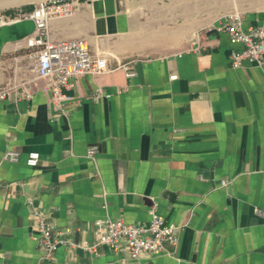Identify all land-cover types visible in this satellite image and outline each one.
<instances>
[{
    "label": "crops",
    "instance_id": "crops-1",
    "mask_svg": "<svg viewBox=\"0 0 264 264\" xmlns=\"http://www.w3.org/2000/svg\"><path fill=\"white\" fill-rule=\"evenodd\" d=\"M80 2L49 20L50 37H86L109 66L131 59L136 75L82 74L59 113L22 55L33 22L0 25V85L32 80L34 90L0 101V264H264V65L232 68L241 46L214 28L234 11L244 29L260 23L264 0H122L119 11L115 0ZM167 2L168 22L151 11ZM97 86L111 96L93 97ZM6 150L19 159L3 160ZM33 205L83 244L96 220L146 224L156 206L179 241L137 259L60 246L45 262Z\"/></svg>",
    "mask_w": 264,
    "mask_h": 264
},
{
    "label": "built area",
    "instance_id": "built-area-1",
    "mask_svg": "<svg viewBox=\"0 0 264 264\" xmlns=\"http://www.w3.org/2000/svg\"><path fill=\"white\" fill-rule=\"evenodd\" d=\"M80 5V0H39L31 9L0 16V25L13 24L25 19L33 22L32 32L25 36L27 51L22 55L34 71V79L42 80L41 89L49 94L54 110L59 113H67L65 103L68 96L65 90L73 86L74 81L82 74L121 69L126 78L136 75L131 59L118 60L114 66H109L105 54L93 52L86 37L68 39L50 37L49 20L72 15ZM214 28L225 32L231 43L241 46L230 51L232 68L241 67L245 61L260 67L264 65V20L244 29L241 13L234 11L223 15ZM16 58L17 56H14V59ZM31 82L32 80H24L0 85V101L10 97L17 100L31 99L34 94ZM92 95L95 98L110 97L111 93L97 86ZM96 151L94 147L89 148L87 156L93 159ZM19 157L20 153L16 150H6L2 155V159L8 161H17ZM39 158L38 152L30 151L25 162L29 166H36ZM227 183V180L221 181V185ZM27 202L32 205V197H28ZM255 212L262 214L258 208H255ZM148 213L150 218L146 224L129 223L121 218L98 219L94 222L96 238L90 244H83L68 234L55 231L47 213L33 205L31 216L37 230L40 259L51 262L54 252L60 246L80 248L91 253L96 252L98 245H105L112 250L123 248L129 259L166 253L168 244L175 246L179 241L178 228L166 222L157 212L156 206H152Z\"/></svg>",
    "mask_w": 264,
    "mask_h": 264
},
{
    "label": "rangeland",
    "instance_id": "rangeland-1",
    "mask_svg": "<svg viewBox=\"0 0 264 264\" xmlns=\"http://www.w3.org/2000/svg\"><path fill=\"white\" fill-rule=\"evenodd\" d=\"M39 0H27L24 3L15 6V7H11V8H7V9H0V16L1 15H8V14H13L16 13L20 10H28L31 9L34 4L36 2H38ZM30 7V8H29ZM152 12H154L155 14H157V16H163V17H167L165 20H167L166 22H168L169 20V2L164 3L163 5H159V6H155L151 9ZM173 26V24L171 22H169V27Z\"/></svg>",
    "mask_w": 264,
    "mask_h": 264
},
{
    "label": "bare ground",
    "instance_id": "bare-ground-1",
    "mask_svg": "<svg viewBox=\"0 0 264 264\" xmlns=\"http://www.w3.org/2000/svg\"><path fill=\"white\" fill-rule=\"evenodd\" d=\"M27 0H5V1H0V9H7L11 7L18 6L22 3H24Z\"/></svg>",
    "mask_w": 264,
    "mask_h": 264
},
{
    "label": "water",
    "instance_id": "water-1",
    "mask_svg": "<svg viewBox=\"0 0 264 264\" xmlns=\"http://www.w3.org/2000/svg\"><path fill=\"white\" fill-rule=\"evenodd\" d=\"M0 1H5V0H0ZM121 1H122V0H115L116 10H117V11L121 10ZM33 27H34V26H33ZM32 30H33V29H32ZM31 32H32V31H31ZM31 32H30V33H31ZM30 33H29V34H30ZM27 35H28V34H27Z\"/></svg>",
    "mask_w": 264,
    "mask_h": 264
},
{
    "label": "trees",
    "instance_id": "trees-1",
    "mask_svg": "<svg viewBox=\"0 0 264 264\" xmlns=\"http://www.w3.org/2000/svg\"><path fill=\"white\" fill-rule=\"evenodd\" d=\"M30 8V7H29Z\"/></svg>",
    "mask_w": 264,
    "mask_h": 264
}]
</instances>
